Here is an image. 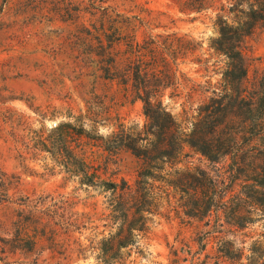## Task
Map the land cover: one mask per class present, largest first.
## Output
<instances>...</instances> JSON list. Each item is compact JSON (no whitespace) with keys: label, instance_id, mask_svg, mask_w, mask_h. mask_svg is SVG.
<instances>
[{"label":"rangeland","instance_id":"374dc122","mask_svg":"<svg viewBox=\"0 0 264 264\" xmlns=\"http://www.w3.org/2000/svg\"><path fill=\"white\" fill-rule=\"evenodd\" d=\"M182 1L0 0V166L19 177L23 193L68 200L64 217L56 218L55 223L45 217L26 226L23 234L36 235L37 241L34 251L28 253L14 247L19 207L4 206L1 238L7 243L0 242L6 248L5 253L0 248V264H105L103 249L110 250L117 231L110 191L81 185L59 164L64 157L29 152L15 143L14 134L27 137L23 141L27 143L34 135L51 140L52 130L69 123L66 142L97 169L101 182L126 181L134 186L141 171L143 161L124 145L131 143L138 149L146 145L149 121L144 103L133 100L130 87L126 91L118 80L107 79L98 70L101 57L96 53L101 49L93 36L100 33L102 10L95 7H115L131 21L123 31L136 34L140 41L168 35L189 41L193 51L179 65L178 95L170 97L171 90H167L163 103L187 133L198 123L205 126L203 119L211 121L201 107L220 97L227 70L225 56L211 48L218 35V11H182ZM242 54L248 69L243 85L252 90L264 75V23L245 38ZM215 119L221 123L218 132L231 122L230 115L219 114ZM184 151L180 163L165 166V176L173 179L175 170L185 167L213 171L223 166L189 146ZM239 190L237 187L234 194ZM170 192V198H160V214L147 222V231L121 249L113 264H216L229 242L232 255L242 249L241 264L257 263L256 255L252 262L247 256L254 246L264 247L260 215H253V221L237 234L225 226L224 233H212L207 240L210 227L206 220L188 218L181 208L174 210L184 193L172 188ZM67 221H82L85 226L67 229ZM217 221L226 223L227 218L224 214L220 220L212 217L211 224Z\"/></svg>","mask_w":264,"mask_h":264},{"label":"trees","instance_id":"16d2710c","mask_svg":"<svg viewBox=\"0 0 264 264\" xmlns=\"http://www.w3.org/2000/svg\"><path fill=\"white\" fill-rule=\"evenodd\" d=\"M92 6L97 5L92 3ZM95 8L102 10L100 33L92 35L97 48L101 49L95 51L101 57L98 70L103 77L118 80L126 91L130 87L133 100L139 99L144 103V113L149 121L143 149L131 143L124 145L143 161L134 186L126 181L120 184L101 182L97 169L80 158L66 142L69 123H62L52 130L51 140L34 135L27 143L23 142L27 137L13 136L15 143H21L29 152H49L64 157L65 160L59 164L65 172L78 178L81 185L104 187L105 191L112 193V216L117 231L110 250L103 249L105 264H113L121 249L132 244L136 235L147 231V222L153 215L160 214L162 195L170 198V188L184 193L174 210L181 208L188 218L206 220L210 227L207 240L212 233H224L225 226L233 234L243 231L253 221V215L264 219V75L252 90L245 87L248 69L242 54L245 38L264 23V0L182 1V11H218L215 22L218 35L212 40L211 48L227 60L220 97L201 107V111L208 112L206 117H211V121L208 123L202 118L205 126L198 123L190 133L181 128L164 105L163 96L169 89L170 97L178 95L179 65L193 51L191 43L174 35L150 36L140 41L136 34L123 31L131 21L115 7L100 5ZM132 18L137 19L136 16ZM88 34H92L91 31L88 30ZM89 46L92 47L91 44ZM88 53L92 54L93 50ZM106 58L110 61H105ZM219 114L231 116V122L226 123L222 132H218L221 123L215 119ZM186 146L210 162L223 163V166L213 171L199 166L185 167L175 170V178H168L163 174L165 166L173 168L180 163ZM19 153L23 156L22 150L19 149ZM168 174L171 173L168 171ZM156 181L162 184H155ZM19 184L18 176L7 173L0 166V242L7 243L1 238L4 226L1 210L8 204L17 205L19 220L15 222L18 226L14 247L28 253L34 251L37 241L36 235L23 234L26 226L37 224L45 217L51 221L63 218L68 200L23 193ZM237 187L240 190L234 194ZM223 214L227 218L226 223L217 221L211 224L212 217L220 220ZM64 224L67 229L85 226L82 221ZM230 244H225L227 248L220 251L216 264H223L221 258L224 262L241 264L242 249L232 255ZM0 248L2 253L6 252L5 247ZM173 254L177 256V250ZM251 254L247 256L249 261L252 262L256 255V264H264V247L254 246Z\"/></svg>","mask_w":264,"mask_h":264}]
</instances>
